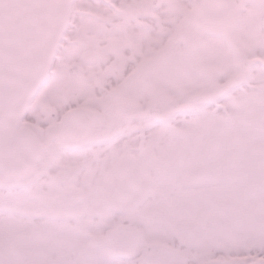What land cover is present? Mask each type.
<instances>
[{
  "label": "snow or ice",
  "instance_id": "obj_1",
  "mask_svg": "<svg viewBox=\"0 0 264 264\" xmlns=\"http://www.w3.org/2000/svg\"><path fill=\"white\" fill-rule=\"evenodd\" d=\"M0 264H264V0H0Z\"/></svg>",
  "mask_w": 264,
  "mask_h": 264
}]
</instances>
